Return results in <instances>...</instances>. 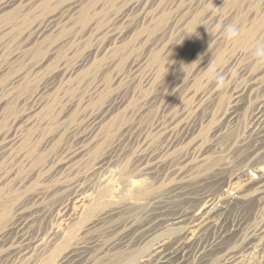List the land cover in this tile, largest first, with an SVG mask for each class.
Segmentation results:
<instances>
[{
	"label": "rangeland",
	"instance_id": "1",
	"mask_svg": "<svg viewBox=\"0 0 264 264\" xmlns=\"http://www.w3.org/2000/svg\"><path fill=\"white\" fill-rule=\"evenodd\" d=\"M12 1L15 3L10 7ZM20 1L0 0L3 19L0 21V64H8L7 70L0 74V93L9 98L3 102L5 109L0 116V161H3L0 162V178L4 174L6 176L5 182L0 183V194L4 196L0 202L7 201V209L3 208L5 212L0 214V225L6 217L13 215L17 207H25L23 217H27L41 202L55 201L60 205L50 209L40 220V228L34 235L29 233L21 238L14 231L9 237L10 243L0 245V264H59L57 255L61 247H57L56 238L42 251L35 253L31 250L34 254L30 252V257L21 254L29 251L33 237H39L43 243L54 237V230L61 228L73 242L88 243L92 239L101 240V237L104 242L107 240L104 237L106 224L94 227V223L120 204L136 202L149 210L158 199L162 202L167 200L171 206L179 208L183 200L175 199L177 196L170 199L174 193H169L174 188H191L203 176L205 179L214 178L219 172L221 176L218 177L236 178L240 166L234 149L247 137L256 104L264 98V63L260 62L262 57L256 49L257 45L264 44V0H198L197 17L206 19L205 31L187 41L196 29L185 27L172 38L166 51L155 47L152 36L174 12L175 7L169 3L171 0H161L165 5L164 11L151 25L134 30L130 28L133 26L130 19L135 10L130 4L141 0H114L111 9L99 10L96 15L99 35L96 32V35L89 34L90 25L86 23L92 17L57 29L68 10L57 15L61 11L57 0L25 15H21L16 7ZM69 1V8L76 3V0ZM185 4L181 1L178 7ZM71 12L70 8L69 14ZM224 13L227 18L231 17L224 21L226 24L217 20ZM50 14L52 17L43 23L42 38L39 39L30 27ZM228 25L238 28L240 35L237 39L226 38L224 29ZM86 27H89V32L85 31ZM171 62L173 66L167 69ZM107 64L113 65L105 71ZM151 66L157 80L155 83L162 84L157 90L153 89L152 79H148L145 72ZM213 67L216 74L224 76L227 81L223 89L217 88L209 71ZM20 78H23L22 82L16 83ZM132 80L134 84L130 85ZM168 83L177 85L172 87ZM95 87L99 88L98 93L92 92ZM136 87L139 94L131 97L130 107L138 106L137 110L145 105L142 117L137 119L138 130L143 134L131 137V142L120 137L121 124L131 121L132 116L130 113L118 115L101 133L97 146L82 155L79 151L82 136L90 133L94 126L92 112L110 97L123 98ZM244 88L248 92L244 94L242 103L237 104ZM142 93L146 95L144 99ZM46 99L49 103L45 106ZM39 112L46 113L45 122L41 125L34 121L31 123L29 119L32 120ZM170 119L174 120L173 132L166 133ZM184 133L188 134L187 138H184ZM116 141H120V147L116 148L112 159L104 161L107 150ZM156 156L164 159L163 167L149 174L145 164ZM201 158L205 160L201 171H198L199 176L180 182L178 178L181 177L174 171ZM222 159L231 162L227 170L220 169ZM66 164H74L73 173L67 171L69 166ZM105 178L109 182L104 187L100 180ZM71 180H74L72 184L76 189L64 187ZM132 183H139V192H131ZM58 185H63L57 193L62 198L57 194L53 201L45 198L43 190ZM75 190H83L91 200L82 214L67 216L61 206L65 199L74 195ZM140 211L132 214L137 221L143 216ZM173 233L161 230L143 239L133 247L134 261L151 252L159 241L167 244L174 241Z\"/></svg>",
	"mask_w": 264,
	"mask_h": 264
},
{
	"label": "bare ground",
	"instance_id": "2",
	"mask_svg": "<svg viewBox=\"0 0 264 264\" xmlns=\"http://www.w3.org/2000/svg\"><path fill=\"white\" fill-rule=\"evenodd\" d=\"M50 1L54 0H21L20 2H18V5H16L17 3L15 5L19 8V13L21 15H25L30 11L42 7L45 3ZM181 1H185L186 4L183 7L179 8L178 4ZM57 2L61 6V11L57 15L64 14V11L68 9L66 14L63 15L66 18L60 22L61 24L59 23L57 25V29H64L66 26L70 27L78 20L84 22L91 19L92 17L90 22L86 23L87 25H90V32L88 31L89 27H86L85 31L89 32V34H91L92 32L94 33L93 35H96V33H98L97 35H99L100 29L97 23L96 15L99 10H103L105 8L111 9L113 7L114 0H76V3H73L70 7L72 9L71 14H69V0H57ZM14 3V1H12V3L10 2V7H12ZM169 3L171 7H175L174 12H172L171 15L165 19L161 26L156 28L152 36V39L155 40V47L160 48V50L163 51H166L170 47V43L173 40L172 38L177 37V35L180 34L185 27H189L191 30L196 29L195 34L188 37V39H186L187 41H192L196 34L197 36L202 34L207 27L206 19L204 21L203 17V19L199 18L200 16L197 17L198 0H171ZM130 7L134 8L135 10L133 17L130 19V25H133L132 27L130 26V28L134 30L138 27L151 25L157 19V16L162 14L165 5H163L161 0H141L133 2L132 4H130ZM229 13H232V11L229 10ZM51 17V14L47 15L46 18H43L42 20L35 23L32 27H30L32 28L31 32L33 31V33H37L39 39L42 38L41 32L43 30V23L46 24L47 19ZM217 18V20H222V22L225 23L226 20L230 19L231 17L227 18V15L224 13L222 15H219ZM1 20L3 19H1L0 14V21ZM174 34L176 35L174 36ZM152 50H154V48H152ZM152 55L154 56V53ZM172 63L173 62L167 65V69H171V66H173ZM112 65L113 64H107L104 67V70L106 71V69L110 68ZM7 68L8 64H5L4 62L1 63L0 74L6 71ZM145 72L147 74V78L150 80L152 79L150 83L154 84L153 89H160L162 87V84L160 82L155 83L157 80L153 74V66L148 67V70ZM22 79L20 78V80L16 83H19L20 81L22 82ZM130 82V85L134 84V80ZM175 85H177V83L169 84V86L172 87ZM247 88H244V90L242 89L243 93H241V95L238 97L239 100L237 104L243 101L242 98H244V94L248 92ZM173 89L174 88H172V90ZM97 91L100 90L98 87H95V90L92 92L98 93ZM136 93L139 94V92L137 91V87L136 89H132V93L130 92L131 95L129 94L123 96V98L110 97L106 102L98 107L97 110L92 112L91 119L94 126L91 129L90 133L82 136V145H80L81 147L79 149L81 154L93 150L100 141L101 133L106 130L109 124L111 125V123H113V120L118 118V115L121 114L130 113V117L132 116V119L125 124L122 123L123 125L121 124L120 137L124 138V140H128L129 142L131 140V137L133 138L135 135L137 137L143 134L141 130H138V126L140 125H138L139 120L137 121V119L140 118L142 112H144L143 110L145 105H141L143 108L140 106V109L137 110L136 108L138 106L136 108L130 107L133 95ZM8 95L10 94L8 93ZM142 95H144V99L146 95L143 93ZM7 97L8 96L0 93V116L5 109V105H3V102L6 101V99H9ZM92 98L94 97L92 96ZM92 98L90 97V99ZM46 100L48 101V99ZM85 102H87V100ZM48 103L49 101L45 103V106ZM69 103H72V101H69ZM45 106H43V109L45 108ZM45 114L46 113L40 114L39 112L37 116L33 115L35 117H31L33 119L29 120L31 121V123L32 121H34L36 125H41L45 122ZM171 119L169 120L168 125H166L165 132H173V127L171 128V126L173 125L174 120ZM3 128L5 127L3 126ZM184 134V138H187L188 134ZM122 138H120V141ZM120 141H116L113 144L111 143L112 146L107 150L104 156V161L110 159L112 154L117 151V147H120ZM235 148L236 149H234V156L237 158V164H239L240 166H238L239 168L236 173V178L232 179L235 176H232V178L218 177L221 176L219 175V172V174L215 175L214 178L207 177L205 179V177L203 176L202 178H200V181L196 182V186H193L191 188H186V186L184 188H182L181 186L177 189L174 188L169 193L170 195L174 193V195L170 197V199L176 196L177 197L175 199L181 198V200H183V204H181L179 208L178 206H171V204H169L170 202H167V200H165V202H162L158 199H154L156 201L153 202V207H151L149 210L146 209L147 207L143 208L141 204L136 202H129L123 205L120 204L115 208L109 210L103 217L98 218L94 223V227H97L98 225L103 223L106 224L104 225V237H107L106 241L103 242L101 237V240H99L98 238L92 239L88 243L73 242L70 238L68 239L67 234L64 233V228H61L54 230V237L49 240H45L43 243L39 237H33V239L31 240L32 242L30 243V245L32 246L28 248L29 251L22 252L23 254H21V256L30 257L34 254L31 252V250H34L35 253L42 251L43 247H45L51 241H54V239L56 238L55 243H57V247H61L57 255V261L59 264H264V98H261V100H259L256 104V110L253 115L252 125L247 137L239 141L236 144ZM74 157L76 156L74 155ZM215 158L217 159L218 157L216 156ZM204 160L205 159L201 158L193 163H188L186 166H183L179 170L177 169L176 171H174L181 177L178 178V180H180V182H183L185 180H191L193 178L192 176H199V172L201 171L200 167H203L201 165L204 163ZM111 161L112 160H109V162ZM221 162H223V168L220 166V169L223 170H227L229 168V163H231L226 159ZM163 163L164 159L161 160V158H159L158 156L153 157L147 162V164H145L146 172H148L149 174L158 172L160 168L163 167ZM74 164L72 166H74ZM72 166H69L68 170L65 168V170L73 173L74 167ZM207 173L210 174V172L208 171ZM4 176L3 178H0V183L5 179L6 176ZM102 180L100 181L104 185V187L107 186L109 180H106V178L103 181ZM73 181L71 180V182H69V184H66V186L64 187L68 188L69 190L76 189L77 187L72 184ZM138 184L132 183L130 185V190H132V193H137L140 191V186ZM62 186H51L49 189L43 190L44 192L40 191V193L43 192V194H45V198H51V201H53L52 199H55V195L60 191L59 189ZM74 192V195H71L70 198L66 197L67 199H65L64 201L62 200L63 205L61 206V208L62 211L65 212L64 214H67V216H77L82 214L86 209L87 203H89V201L91 200L90 196L84 194L83 190H75ZM61 196L60 198H62ZM3 197L4 196L0 194V198ZM40 202L41 201H39V203ZM49 202L46 204L41 202L39 206H35L34 210L30 212L27 217H23L24 213L26 214V210L24 209L25 207H17L13 212V215L6 217V219L0 225V245H8V243H10L9 237H11L10 235L14 231H16V234L21 236V238L26 237V235L29 233H33L34 235V233L37 232L40 228V220L47 215L50 209L56 206L59 207L60 205L55 201L52 203ZM6 203L7 201L0 202V214L5 212L3 211V208L7 209ZM22 204L23 203H21V205ZM30 209L32 210V207ZM137 210H141L140 212H142L143 214L142 218L139 219L140 221H137V219L133 216V213ZM135 217H137V215H135ZM256 219L259 220L257 221ZM254 220H256L257 222ZM161 230L173 231L174 235L171 236L174 237V241L170 242L169 244L164 241H159L152 248L153 250H151V252L144 255L140 260L134 261L132 257L133 247L139 245L141 241L146 237H149L151 234L153 236L154 233L157 234V232ZM29 237L31 238L32 235ZM30 252L31 255H29Z\"/></svg>",
	"mask_w": 264,
	"mask_h": 264
},
{
	"label": "clouds",
	"instance_id": "3",
	"mask_svg": "<svg viewBox=\"0 0 264 264\" xmlns=\"http://www.w3.org/2000/svg\"><path fill=\"white\" fill-rule=\"evenodd\" d=\"M224 34L228 40H235L239 37L240 33L235 25H228L224 29ZM257 54L262 57L261 63H264V44L256 46ZM209 71L213 74V79L216 81V86L218 89H223L227 86V81L224 76L218 75L215 72V68H210Z\"/></svg>",
	"mask_w": 264,
	"mask_h": 264
}]
</instances>
